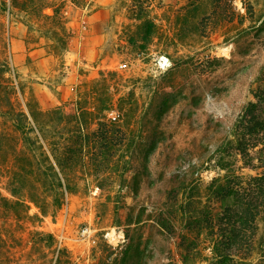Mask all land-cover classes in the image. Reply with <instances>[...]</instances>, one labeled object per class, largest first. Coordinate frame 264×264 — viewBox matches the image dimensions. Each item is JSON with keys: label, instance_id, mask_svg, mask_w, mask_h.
I'll list each match as a JSON object with an SVG mask.
<instances>
[{"label": "rangeland", "instance_id": "rangeland-1", "mask_svg": "<svg viewBox=\"0 0 264 264\" xmlns=\"http://www.w3.org/2000/svg\"><path fill=\"white\" fill-rule=\"evenodd\" d=\"M193 2L0 0V199L8 201H0V264H53L54 249L36 232L53 234L75 264H121L127 223L138 220L130 228H141V264H264V180L256 181L264 178V129H250L249 106L260 105L264 118L254 97L264 80V34L252 29L264 0H215L196 11ZM205 15L212 19L202 22ZM139 19L153 22L149 41ZM162 55L171 61L165 70ZM154 88L156 99L168 92L171 107L135 193V169L116 171L121 151L108 163L93 133L115 117L136 129ZM109 98L113 110L120 98L136 110L107 114ZM73 102L89 112L90 141L72 169L73 191L45 217L28 196L51 212L59 189L30 174L34 158L13 116ZM227 188L234 191L223 201ZM160 209L168 230L157 225Z\"/></svg>", "mask_w": 264, "mask_h": 264}, {"label": "trees", "instance_id": "trees-1", "mask_svg": "<svg viewBox=\"0 0 264 264\" xmlns=\"http://www.w3.org/2000/svg\"><path fill=\"white\" fill-rule=\"evenodd\" d=\"M197 1L198 2H193L192 4V8H194L195 11L197 10L198 5H205L206 2L210 4L215 0ZM218 3L219 1H217V4ZM211 19V15H205L202 22H207ZM139 20L141 21V19ZM258 23L259 25L252 29L256 30L257 34H264V17ZM153 28V22L148 19L142 20L138 25V29L143 30V33H145L143 38L144 42L149 41L152 38ZM247 32L248 30H243V33L241 32L240 35L243 34V36H245L244 34ZM257 81H259V85L261 84L262 87L257 90L254 97L259 103L264 105V80L259 78ZM167 96L168 92L164 91L162 96L160 94V98L156 99L157 91L156 89L152 91L150 99L145 103L141 116L137 120L138 126L136 129L126 126L125 129L127 130H124L117 122L118 117H115L108 119L106 122L98 123L99 128L93 133L108 150L106 152L108 163L118 152L121 151L118 159H116L115 164L113 165V168H116V171H119V168H121L120 164H122V170H120L122 176L135 169L133 176L134 181L131 183V189L135 193L138 192L141 185L139 181L140 174L148 169L151 155L157 151L158 145L164 141L163 134L160 133L159 128L165 114L171 107L170 99H168ZM119 100L118 108L113 110L110 105L111 98H109V101H107L110 106L104 111L107 114L117 112L118 116H124L125 114H129L130 112H133V110H136L134 106L137 107V103L135 104L134 102L133 104H129L131 106L128 107L120 105V103L124 101V98H120ZM249 106L252 107L250 129L255 134L259 130L264 129V118L260 119V116L256 114L260 105L250 104ZM88 114L89 112L87 110H83L81 107L79 108L78 103L73 102L69 104L68 107L60 105L48 109L47 111L37 112L30 109L29 114L16 112L13 116L14 127L22 136L23 145L33 155L32 158H34V164H32L30 174L33 176L35 175V178H38L39 181L43 180L45 185L48 183L46 181L50 180L53 184L52 188L59 189L58 193L56 192L53 196L51 212H49L47 208L40 206L38 200L29 194V201L36 204L37 207L41 209L42 215L45 217L48 215L54 217L57 209H60L63 206L65 193L73 191L72 185L70 184L72 169L76 168L80 163H83V151L90 141V137L88 136L89 133L87 132L89 128L85 119ZM128 131L130 134L129 139H127ZM49 137L52 139L51 147H53L46 151L45 144ZM125 140L127 141L126 143ZM143 140L147 142L142 143ZM112 151L116 153L113 154ZM135 163L139 166H135ZM144 174L146 175L147 172ZM262 180H264V178L256 180L258 181L257 184H261L259 182H263ZM188 188V183L185 182V180H180L178 191H186ZM260 190H263L261 185L259 186V191ZM233 191L232 188H227L223 194V201H228V197L233 194ZM215 192L217 194L221 192L220 188H217ZM11 193L14 196L18 195L14 190H12ZM252 196L253 194L250 195V198ZM0 201H6V203H8L5 198L0 199ZM18 204H20V202H16V205ZM251 204L253 203L248 201L249 206H243L242 210L245 211V213L249 214V211L251 213ZM160 211L161 213L158 215L157 225L160 230H168L172 226L171 220L164 218L162 209H160ZM140 223L141 221L139 220L136 223L130 221L127 223L129 227L126 231V237L129 240V244L127 245L125 252L122 253L121 264H141L139 258L141 256L140 248L142 235L137 234L141 228H130V225ZM131 232H133V235ZM36 235L42 237V241L47 249H54L55 259L53 264H75L70 252L57 242V239L53 234L36 232ZM182 238L184 239L185 236L183 235ZM3 246L2 240L0 243V249L3 248ZM225 255L226 254L224 253L223 256Z\"/></svg>", "mask_w": 264, "mask_h": 264}, {"label": "built area", "instance_id": "built-area-1", "mask_svg": "<svg viewBox=\"0 0 264 264\" xmlns=\"http://www.w3.org/2000/svg\"><path fill=\"white\" fill-rule=\"evenodd\" d=\"M157 65L161 70L167 69L171 65L170 58L164 55L160 56L157 59Z\"/></svg>", "mask_w": 264, "mask_h": 264}]
</instances>
